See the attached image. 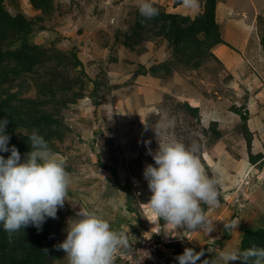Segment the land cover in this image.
<instances>
[{"label":"rangeland","instance_id":"obj_1","mask_svg":"<svg viewBox=\"0 0 264 264\" xmlns=\"http://www.w3.org/2000/svg\"><path fill=\"white\" fill-rule=\"evenodd\" d=\"M150 2L159 15L143 20L138 0H0V108L19 123L8 146L23 160L36 129L71 174L58 218H47L41 231L29 226L13 234L17 258L67 264L55 246L81 208L127 235L132 256H118L116 264H178L185 248L203 251L201 264L222 250L264 248V216L248 210L258 194L264 202V181L246 190L242 180L228 190L219 183L220 206H204L215 230L189 234L158 221L144 205L151 192L143 177L145 165H154L148 150L158 148L159 124L150 113L171 123L165 136L201 148L205 136L194 99L237 105L243 126L244 85L264 91V0H197L191 9L181 0ZM11 18L24 22L22 35ZM245 39L259 54L253 70L260 79L243 75L234 83L221 50L244 59ZM118 133L131 142L122 145ZM146 135L154 136L140 142ZM226 223L237 227L225 230Z\"/></svg>","mask_w":264,"mask_h":264},{"label":"clouds","instance_id":"obj_2","mask_svg":"<svg viewBox=\"0 0 264 264\" xmlns=\"http://www.w3.org/2000/svg\"><path fill=\"white\" fill-rule=\"evenodd\" d=\"M186 8H195L197 0H181ZM138 12L143 20L159 15V9L150 0H138ZM143 22V21H142ZM8 119L0 120V225L12 243L13 234L29 226L42 230L47 218L57 219V212L68 201L71 174L67 165L49 143L33 129L27 136L30 151L22 160L16 146L9 147L11 137L6 134ZM155 131L158 148L148 150L153 164H146L143 177L151 192L144 204L159 220L181 229L185 233L215 230L204 206L219 207V179L209 176L202 165L201 145L193 141L186 145L165 136L157 125ZM150 143V142H149ZM237 225L226 223L225 230ZM66 239L56 245L66 253L67 264H116L118 256H132L127 235L111 227L110 223L94 211L80 209L75 218L67 221ZM204 255L185 248L175 259L178 264H197ZM264 264V248L253 245L247 249L222 250L218 257L205 259L201 264Z\"/></svg>","mask_w":264,"mask_h":264},{"label":"crops","instance_id":"obj_3","mask_svg":"<svg viewBox=\"0 0 264 264\" xmlns=\"http://www.w3.org/2000/svg\"><path fill=\"white\" fill-rule=\"evenodd\" d=\"M242 44H244L245 49L244 59L235 57L232 52L224 48L221 50L223 58L225 59L226 66L233 73L234 83H237L239 81L238 77L242 78L243 75L246 79L255 82L256 78L260 79L258 75L254 74L253 70L261 64L258 60L260 58L259 54L257 50H253L251 45L248 44L246 46V39L242 41ZM244 88H246L245 91L248 97L246 108L244 107L242 110L248 119L243 123V126L240 118L241 113H238L239 110L237 112L233 111V107L240 108L237 105L232 104L233 107L228 108V102L221 101L220 99H194V104L196 107H199L197 126L202 128L203 136H205L201 140L203 142L200 153L201 162L204 168H210L214 176L216 175L215 177L220 181V187L222 189L225 188L223 190H228L231 185L241 184V180L244 182L242 183V187L245 190L247 187L252 186L255 189V183L264 181V91L260 90V88L251 89L247 85H244ZM229 93L231 92L229 91ZM131 99L133 101L130 104L133 105L134 95ZM222 105L224 110H221ZM152 106L148 108L151 109ZM150 117L151 119L152 117L156 119L157 124H159V130L164 135H166V132H169L171 123L163 115L156 112L153 115L150 113ZM212 126L213 129H211ZM247 131L250 134V144L248 143ZM141 132L140 130L138 133L142 134ZM141 136L138 135L137 137L141 138ZM150 136L146 135L142 137L143 139H140V142L146 139L150 140L154 135ZM118 137L122 139L119 133ZM129 142L131 141L121 140L122 145ZM224 185L225 187H223ZM259 188L260 193H263L264 188ZM259 196L258 194L253 201L251 199L252 203L248 208V210L253 212V217L257 215L264 216V202L263 198Z\"/></svg>","mask_w":264,"mask_h":264},{"label":"trees","instance_id":"obj_4","mask_svg":"<svg viewBox=\"0 0 264 264\" xmlns=\"http://www.w3.org/2000/svg\"><path fill=\"white\" fill-rule=\"evenodd\" d=\"M11 21H12L11 23L14 25L15 29L18 27L16 30L17 35H19V36L22 35V31L20 29L24 27V25H25L24 22L20 21L19 23H16L14 18H11ZM223 42H224L223 40L219 39V43H223ZM5 118L8 119V121H9V123L7 124V127H6V134L10 136L13 133L12 128L18 127L19 123L17 122V120L15 118H13L12 115H10V111H5V109L0 108V120H3ZM242 119L244 122H246L248 118H247V116L242 114ZM247 135H248V143L250 144V142H251L250 141V134L248 131H247ZM1 154L5 155L7 153L1 152ZM3 157L6 159V155ZM5 242H8V236H7V233L4 232L2 225H0V251H2L1 255H0L1 256L0 257V264H34V261L29 259V258H26L23 260L17 258V256L14 254L15 251L12 247L15 244L13 242V238H12V243L8 242L9 243L8 247L3 246V244Z\"/></svg>","mask_w":264,"mask_h":264}]
</instances>
